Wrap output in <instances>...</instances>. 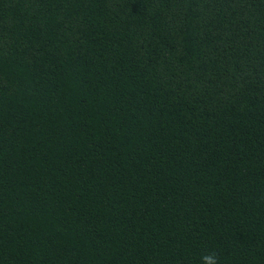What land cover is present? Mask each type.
Listing matches in <instances>:
<instances>
[{
    "label": "trees",
    "instance_id": "trees-1",
    "mask_svg": "<svg viewBox=\"0 0 264 264\" xmlns=\"http://www.w3.org/2000/svg\"><path fill=\"white\" fill-rule=\"evenodd\" d=\"M264 264V0H0V264Z\"/></svg>",
    "mask_w": 264,
    "mask_h": 264
},
{
    "label": "clouds",
    "instance_id": "clouds-1",
    "mask_svg": "<svg viewBox=\"0 0 264 264\" xmlns=\"http://www.w3.org/2000/svg\"><path fill=\"white\" fill-rule=\"evenodd\" d=\"M201 264H219L218 255L215 252L202 255Z\"/></svg>",
    "mask_w": 264,
    "mask_h": 264
}]
</instances>
